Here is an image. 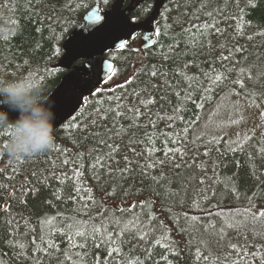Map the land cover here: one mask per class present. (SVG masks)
<instances>
[{"label":"trees","instance_id":"16d2710c","mask_svg":"<svg viewBox=\"0 0 264 264\" xmlns=\"http://www.w3.org/2000/svg\"><path fill=\"white\" fill-rule=\"evenodd\" d=\"M94 4L0 0L13 25L0 78L37 77L45 98L65 73L62 40ZM154 36L106 53L112 86L84 98L50 150L12 160L0 126V264H264V218L243 215L264 209V145L194 133L222 94L264 104V0H165Z\"/></svg>","mask_w":264,"mask_h":264},{"label":"water","instance_id":"95a60500","mask_svg":"<svg viewBox=\"0 0 264 264\" xmlns=\"http://www.w3.org/2000/svg\"><path fill=\"white\" fill-rule=\"evenodd\" d=\"M113 0L109 7L99 8L98 0L83 14L80 22L69 32L62 43L63 53L58 65L66 72L58 84L43 100L52 104L56 114L54 131L72 117L82 106L86 96L92 94L114 69L112 60L105 53L119 47L121 42L134 39L141 33V48L153 44L155 21L165 0H154L151 12L143 19L133 21L130 12L141 0ZM134 3V5H133ZM98 15L101 20L93 22L89 17ZM89 28V31H85ZM80 61V63H76ZM104 85L102 88H110ZM6 107V106H5ZM18 112L9 111L10 119Z\"/></svg>","mask_w":264,"mask_h":264},{"label":"clouds","instance_id":"9594fccd","mask_svg":"<svg viewBox=\"0 0 264 264\" xmlns=\"http://www.w3.org/2000/svg\"><path fill=\"white\" fill-rule=\"evenodd\" d=\"M13 25L0 23V34H9ZM42 84L37 77L0 78V126L9 129L4 146L12 159H28L50 150L56 119L53 105L42 99ZM6 106V107H5ZM9 111L18 112L13 120Z\"/></svg>","mask_w":264,"mask_h":264},{"label":"rangeland","instance_id":"374dc122","mask_svg":"<svg viewBox=\"0 0 264 264\" xmlns=\"http://www.w3.org/2000/svg\"><path fill=\"white\" fill-rule=\"evenodd\" d=\"M194 133L224 136L234 143L250 137L264 145V104L257 97L222 94L202 111Z\"/></svg>","mask_w":264,"mask_h":264},{"label":"snow or ice","instance_id":"6c2138e0","mask_svg":"<svg viewBox=\"0 0 264 264\" xmlns=\"http://www.w3.org/2000/svg\"><path fill=\"white\" fill-rule=\"evenodd\" d=\"M89 19L93 22H96V21H99L102 19V17L98 16V15H93L91 17H89ZM85 31H89L90 29L89 28H85L84 29ZM5 39H7V37H5ZM126 41L125 42H121L119 44V47L121 49H124L126 47ZM109 69L114 71V69H112V66L111 65H108ZM153 75H155V73H153ZM217 79H219V77H217ZM249 79H251V76H249ZM238 83H241L243 84L242 81H238ZM19 160V159H17ZM243 215L245 216V219L247 220L248 218H251L252 221H257V220H260L261 218H264V209H261L258 213H252L250 211V209H246L245 212L243 213ZM195 219V218H193ZM229 227H236V225L234 224H229L228 225ZM79 235H83V233H78ZM233 249L236 248V245H232Z\"/></svg>","mask_w":264,"mask_h":264},{"label":"bare ground","instance_id":"6f19581e","mask_svg":"<svg viewBox=\"0 0 264 264\" xmlns=\"http://www.w3.org/2000/svg\"><path fill=\"white\" fill-rule=\"evenodd\" d=\"M141 1H142V0H141ZM141 1H139V3H140ZM164 2H165V1H164ZM98 3H99V0H98ZM139 3H138V4H139ZM153 3H154V1H153ZM138 4H137V5H138ZM133 5H134V3H133ZM137 5H136V6H137ZM163 5H164V4H163ZM136 6H135V8H136ZM162 7H163V6H162ZM152 8H153V7H152ZM158 15H159V14H158ZM157 17H158V16H157ZM76 25H77V24H76ZM67 35H68V34H67ZM67 35H66V36H67ZM66 36L64 37V39L66 38ZM64 39H63L62 42H61V49H62V43H63ZM62 53H63V50H62ZM61 55H62V54H61ZM61 55H60V57H61ZM60 57H59V58H60ZM59 58H58V59H59ZM56 85H57V84H56ZM127 204H128V203H127Z\"/></svg>","mask_w":264,"mask_h":264}]
</instances>
